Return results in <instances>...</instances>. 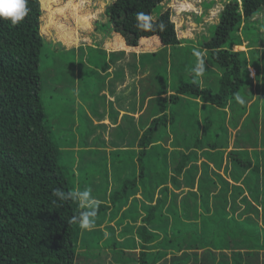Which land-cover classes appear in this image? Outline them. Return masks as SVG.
Returning <instances> with one entry per match:
<instances>
[{
	"label": "trees",
	"instance_id": "16d2710c",
	"mask_svg": "<svg viewBox=\"0 0 264 264\" xmlns=\"http://www.w3.org/2000/svg\"><path fill=\"white\" fill-rule=\"evenodd\" d=\"M164 1L112 0L106 7L111 29L129 46L154 35L164 46L131 52L129 60L126 50L114 52L124 59L112 79L110 59L100 49V105L84 112L111 148L88 142L91 132L85 131L88 150L97 151L84 171L85 186L75 179V167L82 165L68 164L71 149L65 153L59 143L67 131L60 133L48 120L41 1L28 0L29 13L15 26L0 19V264H91L81 255L87 234L69 223L83 210L75 201H58L54 189L90 190L99 201L95 225L103 235L114 234V226L119 238L113 247L133 252L136 264H264V46L253 40L249 51L234 48L244 42L240 31L255 26L251 20L264 11V0H229L202 42L222 69L218 89L208 74L205 83L183 80L175 87L158 76L147 78L162 54L172 71L197 51L185 52L184 59L170 56L182 39L170 8L153 17ZM140 13L151 17L150 29L138 27ZM231 40L237 42L228 46ZM91 59L87 53L89 80V74L100 76ZM196 64L197 57L189 61L191 69ZM128 75L137 84L123 86L111 100ZM74 113V106L62 107L61 120ZM213 113L217 119L210 118ZM77 131L83 132L80 124ZM199 154L206 159L203 170L195 164Z\"/></svg>",
	"mask_w": 264,
	"mask_h": 264
},
{
	"label": "rangeland",
	"instance_id": "374dc122",
	"mask_svg": "<svg viewBox=\"0 0 264 264\" xmlns=\"http://www.w3.org/2000/svg\"><path fill=\"white\" fill-rule=\"evenodd\" d=\"M40 1L43 9L41 28L45 36V43L40 57V71L43 82L46 85L43 94L47 106L48 120L55 127L59 128L60 133L63 130L67 131V139H64L65 136L59 137V143L64 148L65 153L70 149L72 150L69 151L68 157L66 158L68 164L80 163L82 165V169L75 167V179L78 185L85 186L86 183L83 180L85 178L84 171L91 166L97 151L91 146H88L91 149L89 151L87 148L88 144L85 142L87 140H83V137L88 135V130H90L91 136L89 139L91 141L88 142L91 143L94 140L95 145H99L100 148H103L102 146L111 148L110 143L104 141L102 136L98 134L102 131V128H99L97 131L94 130V126L89 123L88 118L85 116L87 113L84 112L87 111L90 114L87 108L90 104H93L94 107L100 105L95 104L99 98V86L97 87V84L103 79L101 75L103 73L102 64L105 62L104 55L100 49L112 47L130 51V49L135 50L137 48V51L148 50L156 52L164 44L158 35H154L150 36V38H142L138 47L133 48L129 45L127 46L123 36L114 32L110 27L111 24L106 13V7L112 0ZM228 1L166 0L157 6L154 9L153 17L156 18L163 10L170 8L172 19L176 24V32L178 37L182 39V45L177 46L172 52L170 47V56L172 53L173 56L179 55L184 59L185 56L183 55L185 52L189 50L195 51L192 48H196L197 51H202V56L204 55V72L206 74L196 75V70L192 66V69L189 67V61L191 62L193 59H196L194 54L187 58V64L183 65V67L176 65L172 71H167L171 60L168 54L165 53L162 54L163 57L156 58L157 69H150L147 73V78L158 76L157 78L159 79L160 77L161 81L168 80L170 85L172 84L175 87L183 80H198L204 82V75L206 76L208 74L213 80L212 87L218 89L222 69L208 58L209 51L203 49L201 46L202 42L213 34L215 24L219 22L220 13ZM251 23L255 25L252 27V30L247 27L240 31L244 42L242 45H234L235 49L249 51L248 48L252 46L251 42L253 40L257 41L260 47L264 46V11L258 13L251 20ZM233 42L237 41L231 40L228 46H231ZM87 53L92 58V64L94 62L96 69L93 67V70H98V72H95L100 74V76L98 75L94 79L89 74L91 80L88 78L85 79V73L90 68L86 60ZM250 70L251 75L254 76L255 69L250 67ZM166 73H169V76ZM178 76H181V78H178ZM87 79L89 82L86 81ZM118 94H120L119 91ZM101 102V99H99L98 103ZM67 105L75 107V115L62 121L60 111L62 107H67ZM194 108L195 110L198 109L197 111L203 110L201 109V105H197ZM210 118L217 119L215 113ZM79 124L83 129L81 134L77 131ZM85 131H88V133L86 134ZM105 136H108L107 132H105ZM93 137L95 138L92 139ZM101 155L103 154L100 153L99 156ZM198 156V162L195 164L198 165L199 169L203 170L206 159L201 154ZM220 172L224 173V168ZM107 219L109 220L108 215ZM94 228L96 229L91 232L83 231V233L87 234L86 236L90 241L85 239L84 245L86 248L81 252L82 256L91 259V264H136L133 252L122 251L121 249L113 247L114 244H118L116 240L119 238L118 233H115L114 226V234L112 235L110 230L105 227L101 228L103 231L108 230L105 235L100 233L97 225ZM103 238L105 239L102 240Z\"/></svg>",
	"mask_w": 264,
	"mask_h": 264
},
{
	"label": "clouds",
	"instance_id": "9594fccd",
	"mask_svg": "<svg viewBox=\"0 0 264 264\" xmlns=\"http://www.w3.org/2000/svg\"><path fill=\"white\" fill-rule=\"evenodd\" d=\"M28 0H0V19L8 20L13 26L22 22L29 13ZM137 20L138 27L148 30L152 27L150 20L151 17L140 13L138 14ZM194 55L197 57L196 64V75H203L205 66L202 54L196 51ZM236 100L240 104H244L245 101L239 96H236ZM52 195L57 198L61 203L72 200L78 203V207L83 211H80L78 215L73 216L69 223L78 224L82 230H91L95 226L96 210L99 206V201L96 200L90 190L83 191H69L65 192L61 189H54ZM56 203V201H53Z\"/></svg>",
	"mask_w": 264,
	"mask_h": 264
},
{
	"label": "crops",
	"instance_id": "0c3cea01",
	"mask_svg": "<svg viewBox=\"0 0 264 264\" xmlns=\"http://www.w3.org/2000/svg\"><path fill=\"white\" fill-rule=\"evenodd\" d=\"M155 37H158V36H155ZM143 38H148V37H143ZM150 38V37H149ZM111 43V42H110ZM127 46H128V44H127ZM131 47H133V48H135V47H138V45L137 46H131ZM106 49V52H107V57L110 59V61H109V69H107L108 70V72H109V79H112V73L113 74H115L114 72H115V70L117 69V65L119 66V64L121 63V61H122V59H124V58H121L120 56H119V54L117 55V53H115V55H114V52H117V51H120V50H123V49H116V48H105ZM137 49V48H136ZM131 50L130 49V51H127L126 50V58L129 60L130 59V54H131V52H137V53H139V52H145V51H148V50H140V51H137V50ZM125 50V49H124ZM159 50V49H158ZM158 50H156V52L158 51ZM150 52H153V51H150ZM112 57H114V59H112ZM112 59V60H111ZM115 77V76H114ZM140 76L139 75H137L136 76V78H139ZM114 80V79H113ZM117 81H115V83H116ZM130 82H135L136 84H137V80L136 79H134V77H131V76H129L128 75V77L126 78V84H122L120 81H118L117 83L119 84L118 85V87H117V89H116V92L114 93V94H110L109 95V98L111 99V100H114L115 101V99H116V96H115V94L118 92V91H121V88H123V86H125V85H127L128 83H130ZM122 84V85H121ZM140 89V88H139ZM104 92V91H103ZM124 111L123 110H121V113H123ZM140 113H141V111H139V112H137L135 115L138 117L139 115H140ZM106 123H109L110 122V119L109 118H106L105 120H104Z\"/></svg>",
	"mask_w": 264,
	"mask_h": 264
}]
</instances>
